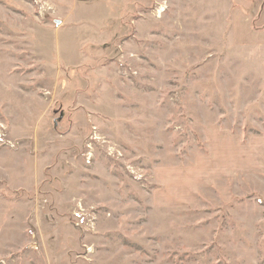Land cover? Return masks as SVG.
Segmentation results:
<instances>
[{"label":"rangeland","instance_id":"rangeland-1","mask_svg":"<svg viewBox=\"0 0 264 264\" xmlns=\"http://www.w3.org/2000/svg\"><path fill=\"white\" fill-rule=\"evenodd\" d=\"M235 0H0V264H264V44Z\"/></svg>","mask_w":264,"mask_h":264},{"label":"crops","instance_id":"crops-1","mask_svg":"<svg viewBox=\"0 0 264 264\" xmlns=\"http://www.w3.org/2000/svg\"><path fill=\"white\" fill-rule=\"evenodd\" d=\"M231 28L234 44H264V0H235Z\"/></svg>","mask_w":264,"mask_h":264}]
</instances>
